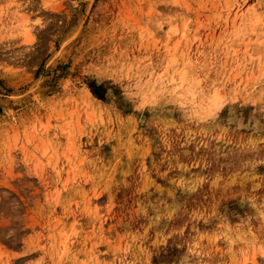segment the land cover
<instances>
[{
	"label": "rangeland",
	"instance_id": "obj_1",
	"mask_svg": "<svg viewBox=\"0 0 264 264\" xmlns=\"http://www.w3.org/2000/svg\"><path fill=\"white\" fill-rule=\"evenodd\" d=\"M252 261L264 0H0V264Z\"/></svg>",
	"mask_w": 264,
	"mask_h": 264
},
{
	"label": "bare ground",
	"instance_id": "obj_2",
	"mask_svg": "<svg viewBox=\"0 0 264 264\" xmlns=\"http://www.w3.org/2000/svg\"><path fill=\"white\" fill-rule=\"evenodd\" d=\"M212 104H214V105H212V106H214V108H215V104H218V100H217V98H215L214 97V99L212 100ZM254 260V259H253ZM255 261V260H254ZM256 263V262H255ZM251 264H254V262L252 261V263Z\"/></svg>",
	"mask_w": 264,
	"mask_h": 264
}]
</instances>
